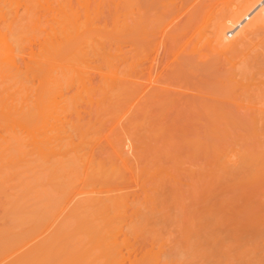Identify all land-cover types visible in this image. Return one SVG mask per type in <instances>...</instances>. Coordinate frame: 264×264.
I'll list each match as a JSON object with an SVG mask.
<instances>
[{
	"label": "bare ground",
	"instance_id": "1",
	"mask_svg": "<svg viewBox=\"0 0 264 264\" xmlns=\"http://www.w3.org/2000/svg\"><path fill=\"white\" fill-rule=\"evenodd\" d=\"M135 3L142 11L138 0H0V195L9 205L7 215L22 222L5 230L0 253L18 249L7 264H107L114 255L120 264L125 258L128 264H170L175 257L174 264H264V120L260 127L258 119H250L257 114H248L251 121L242 123L236 112L238 120L232 118V124L225 128L223 123L221 129L224 118H214L210 107L205 117L172 125L132 114L123 121L120 114L130 101L131 87L126 84L130 70L125 45L133 39ZM230 4L225 13L214 15L217 21L210 30L203 24L211 37L203 27L198 34L221 52L233 51L234 40V52L240 55L237 37L245 40L264 27V0ZM142 15L135 24L144 23ZM226 30L237 37L228 40ZM260 54L264 58V51ZM254 62L256 70L249 63L247 71L237 66L244 72L238 79L245 81L247 72L251 79L264 72V59ZM250 78L240 82L246 86ZM247 93V100L257 97ZM227 100L246 103L234 96ZM254 108L249 109L258 113ZM215 113L226 114L221 108ZM118 114L123 122H118L121 128L116 123L117 134L104 141L108 150L103 128ZM125 139L133 147L132 158L122 147ZM16 186L19 191L9 192ZM160 216L178 217L171 225L182 231L174 236L171 227L164 228L170 236L163 238L181 239L178 245L174 240L175 249L159 248L175 256L162 253L164 260L172 258L163 262L156 246H167V241L155 235L165 233H155L164 226L158 223ZM152 218L157 229L147 234ZM195 230L211 233L198 238ZM148 251L153 256L148 257Z\"/></svg>",
	"mask_w": 264,
	"mask_h": 264
},
{
	"label": "rangeland",
	"instance_id": "2",
	"mask_svg": "<svg viewBox=\"0 0 264 264\" xmlns=\"http://www.w3.org/2000/svg\"><path fill=\"white\" fill-rule=\"evenodd\" d=\"M141 1L142 0H140V1L138 0V2H140L139 3L140 7L138 9H142V11L137 10L136 6L134 7V5H137L138 3L133 4V13H134L133 16L134 17H132V19L135 20V22H136V20L138 19L137 15H142V13H144V15H142V16H144V23H142V21L139 22V20H138L137 24H135V22H132L133 20L131 21L133 23V24L131 23V26H132L131 28H133V29L135 28L134 33H133V29H132V32L130 30L131 37L133 39H128L129 41L131 40V42L128 41L127 44L125 45V49L127 48L130 51L129 52L127 50L128 51L127 54L129 56L126 55V60L128 63L125 62L129 66V70H130V76H128V78L130 80H127L129 85H128V83H126L127 86H131L130 88H128V90H130V92H129L130 95H127V97L129 96L128 99L130 101L125 106H123V109L121 111L122 114H120L121 117L125 116L124 120L121 119L120 115L118 114L119 116L116 115L117 117L114 116L115 118L112 121L110 120L112 122V124L107 125V124L111 123L109 121H108L109 123L108 122L106 123V125L104 126L105 128H103L104 131L102 134L103 135L102 136V142L104 143V141H106V139H109L110 138L109 135H112V137H113V133L117 134L115 132H117L118 129L116 128L117 130L114 129L115 131H113V126L115 128L116 123H117L116 125H118V122H120V124H121L123 121H126V119L128 118V117L126 118V116H128V115L130 116L131 114H132L131 118L134 115L133 118L144 119V120L153 121V122H163V123L167 122L170 125L171 122L173 124L174 123L176 124V122H178V121H181V123H184L188 120H191V119L193 120L196 117L197 118L200 117L199 115H201V114H202L201 117L202 116L205 117V113L210 110V107L211 108L213 107V113L214 114L212 112L209 114H213L214 118H224L223 121H221L222 124H219L220 125L219 127L221 129H223L224 127L226 128V127L230 126L233 122V120H231L232 118L233 119L236 118V121L238 119H240L239 121L242 123L243 122L246 123L245 121H251V120L252 121L255 120L254 122H256L258 119L259 122L257 121L256 124L259 123L258 125L262 126L263 124H260V123H262V121L264 120V72L260 71V73H259L260 75H258V76H261L259 78L260 80L258 79L256 82L254 81L255 79H257L255 77H258L256 73H254L255 75H254V78H252V79L248 76L249 75L248 72H247L248 75L244 74V75L248 76V78H246L247 76L242 77V79L243 78L246 79L245 81L241 80V78L240 79H238V78H239V75L242 76V74L244 73V72H242V73L239 72V70H244V69H241V67H244L247 63H249L248 65L251 64L250 67H253V70H256L255 66H254L255 64L252 65V63L256 60V59L254 60L253 57L258 56L260 58V56L261 57L263 56V54L259 55V53L260 52L263 53V51H264V44H263L264 41H262V40H264V38H263L264 37V34H263L264 29L263 28L264 27L262 29H259L257 31L258 33L254 32L257 36H259L260 35L259 33L262 32L261 36H259V37L255 36V34H253V33H252V35L250 33H248L246 37L250 36L251 37V38L249 37L250 40H249V38L245 37L246 39L245 40L242 39V41H241V39H239L235 35L237 37V40L240 41V42L236 41L239 44V45L238 44L237 45L241 46V47H239L240 49L243 48L242 49L243 51L239 50L242 52V53L240 52V55H238L239 53L234 52L235 49H238L237 46L236 47L234 46L235 41L233 39L236 37L234 35H231L234 33V31H229V30L225 31L226 36H227L226 38H228V40H230V41L233 40V47H234L233 51H231L232 48L229 50H230V53L231 52H234V53H231L230 56H229V50L225 51L226 52L225 53L223 51L221 52L219 49H218L219 51H217L215 48V50L217 51V53H216V51L212 49V46L214 45V43L212 44V42L210 43L209 41H208L209 45L206 44L207 41H206V43H204L205 36L203 39L198 34L199 29L201 32H202V30L205 29L204 25H207V27L209 28V27H211V25H213V23L215 21H217L216 17H219L220 14L218 16L215 14H218V12L221 14H222V12L225 13V11L228 10L227 7L229 6L230 3L233 4L234 2H237L238 0H235V1L234 0H144L145 3L143 1H142L143 2L142 3ZM232 1H234V2H232ZM143 4H144V6H143ZM158 9H159V11H158ZM134 11L138 12L139 14H135ZM139 11L142 13H140ZM135 16H136V18H135ZM249 16H251V14ZM208 17H209V19H208ZM155 18H158V19H155ZM244 21H245V23L247 22V20H244ZM138 24H139L140 28L137 26ZM209 24H210V26H208ZM134 25H136V26H134ZM201 27H203L202 30H201ZM208 28L205 29L207 31H203V32L206 36L211 37L212 35L207 34L210 32L209 30L211 29V28H209V30H208ZM210 34H211V32H210ZM229 34L231 36H229ZM138 35H140V36H138ZM168 35H170V36H168ZM149 36H151V37H149ZM146 37H147V39H146ZM199 37H200V39L198 40L197 38H199ZM252 37H255V38H252ZM136 38H138V39H136ZM258 39H260V40H258ZM243 40L247 41V43L245 44L243 42ZM252 42H254V43H252ZM251 43L254 45L255 49L253 48V46H251L252 45ZM242 44H244L245 46L247 45L248 50L247 49L245 50V48H244L245 46ZM248 45H250V46H248ZM256 46H258V47H256ZM260 46H261V48H260ZM257 48L259 50H257ZM255 50H257V51L255 52ZM239 51L237 50V52H239ZM247 52H249V53H247ZM235 53L237 54L235 56L237 58L236 61H238V62H236L235 61L236 58L234 56H232V54H235ZM255 54H257V55L252 56ZM249 55H251V57H248ZM222 56L225 58H223ZM239 56H241V57H239ZM243 57L248 58V59L244 58V60H247V61H245L246 62L245 64L242 62V61H244V60H242ZM259 58H258V61H255L254 63L260 62L261 60L264 59V58H262V59L261 58L259 59ZM226 59L227 60L229 59L228 62ZM230 60H232V61H230ZM242 63H243V65H241ZM262 63L264 64V62H262ZM262 63H261V65H262ZM231 65H232V67H230ZM234 65H235V67H233ZM228 66H229V68H228ZM237 66L240 69L237 68ZM250 67H249V69H250ZM225 68H227V69H225ZM232 68H235V69H233V71L236 72L235 75H233L234 72L231 73ZM245 69H246V66H245ZM262 69H264V68H262ZM262 69L260 66L259 70H262ZM127 70H128V68H127ZM237 70L239 73L237 72ZM247 70L248 69H246V71ZM230 73H231V77L235 78L234 80L229 78ZM251 73H253V72L250 71V74ZM128 75H129V72H128ZM249 78H250V84H249V82H247L248 85L246 84V86H249L251 91L246 90V89H249V87L247 88L246 86L242 85V83L245 84L244 82L248 81ZM232 81H234L235 83ZM240 81H242V83ZM231 82H232L233 86H231L232 85V84H230ZM237 84L238 85L240 84V86H238ZM231 87H233V88H231ZM239 87L241 88V90L239 89ZM230 92H231V94H230L231 97L228 95V93H230ZM243 92H246V93L250 92L249 95L255 94L254 96L253 95L250 96L251 98H253L257 95V97H255V99L253 98L255 101H252L249 103L248 101H251L253 99L247 100L248 93L244 94ZM243 94L245 95V97ZM226 95L229 96L230 98L227 97ZM233 96L237 97L238 99L239 98L244 99L242 101L246 102L248 104L241 103L238 105L237 103L239 101H235V102L233 101L234 103L229 102V100L226 101V99H231ZM209 98H210V100H209ZM223 98H226V99H223ZM233 99H235V98H233ZM235 100H237V99H235ZM256 100H257V103H256ZM125 102H127V100ZM202 103L207 105V107L205 105H203ZM254 103H256V104H254ZM232 104H234V106H237V107L234 109L233 106H231ZM250 104H253V105H250ZM241 106H242V108H241ZM253 106L257 107V108H254ZM258 107L260 110H257ZM190 108H193V109H190ZM194 108L197 110H200V111H197V110L193 111ZM219 108H221L223 110V112L226 113L224 116L215 115L216 110ZM249 108L250 109L254 108L253 111L258 112V113L252 112V110H250ZM202 109H203V111H202ZM242 110H244V111H242ZM204 111H206V112H204ZM241 111H242V113H241ZM248 111H251L252 113L251 112L248 113ZM197 112L200 114H198ZM234 112H235V114H234ZM236 112H237L238 119L235 116ZM243 113L246 115V116L244 115L245 117L243 116ZM239 114H242V115H239ZM248 114L250 116L257 114L258 116L255 115L256 119L253 117H250V119L252 118L250 120L248 118L249 117ZM207 116H206V118H207ZM212 116H211V118H212ZM240 116H243L244 119H241L243 117H240ZM119 117L123 121H121L119 119ZM116 118H118L120 121H118V119H116ZM180 118H182V119L185 118V119L182 120ZM115 119L117 120V122L115 121ZM224 120H226L227 123ZM223 123H224V125L225 124H227V125L223 127ZM250 123L253 124V122H250ZM124 124H125V122L123 123V125ZM118 126L121 128L120 125H118ZM259 126L256 127L257 130H258ZM260 127H259V129H260ZM249 128L251 129L252 127L249 126ZM262 129H263V127H262ZM104 146H105L104 148H107V143L106 144L104 143ZM122 147H123L125 153L127 154V156L132 158L133 154H134V152H132L133 147L131 146V143H130V141H128V139H125L123 141ZM107 149L109 150V147ZM262 171H264V166H263ZM262 174H264V172ZM261 177L263 178V175ZM255 184L259 185L260 183H259V181H257V183H255ZM10 187H12V186H10ZM16 187L17 188H15V189L9 188L10 189L9 192H15V190L19 191L18 189H20L19 188L20 186H16ZM6 188H8V187H5L4 191L7 192L9 189L5 190ZM1 195L4 196L3 194H1ZM2 196H1V198H2ZM1 198H0V239H2V238L5 239V236H6L5 230H7V229L9 230L10 228L14 229L15 223H17L20 226V225H22V222H20L21 223L20 224L18 221L14 220L13 218L11 219L10 216L7 215V212H5V211L8 209L6 206H9V205H8L7 201L4 199V197L2 199ZM1 201H3V202H1ZM3 206H5V207H3ZM4 213H6V214H4ZM157 218L160 221V222H158V223H160V226L164 225L163 227L161 226L162 230H161V228H159L160 226H158V228L160 230H158L156 228L158 223H154L153 220H155V218H152L151 223L149 221V225L151 227L149 225H148V227H145V228L149 229V230H146L145 233L153 234L154 233L153 230H156V229L157 230L155 233H157V231L158 232H160V231L164 232L165 227H167L166 228L167 231H169L168 229H170V227H171L169 232H172L171 230L174 231L175 228H174V226L172 227L173 223L171 225V221L174 220L175 218L179 219L176 216H175V218L172 217V220L170 219L169 216H160ZM176 221H177V223H176ZM176 221H173V222H174V225L176 223L175 226L178 227V225H177L178 220H176ZM196 221H195V223H196ZM198 221L201 223L200 226L202 225V222L204 224V221L201 222L200 219H198ZM198 221H197L196 225L198 224ZM17 224L15 226L16 228H17ZM205 227H208V226L205 225ZM212 227H209V228L211 230H214L215 228L214 227L212 228ZM177 229H178V231H174L173 233H170V235L175 233L174 234V236H175V235H177V232L178 233L182 232L180 230V228H177ZM200 229H202V230L205 229V231H206L208 228L203 229V226H202V227H200ZM150 230H152V232H150ZM202 230H199V232H198V230H195L196 235L198 234L197 235L198 238L200 236L199 234L204 233V235H206L205 237H207V235H208L207 233L210 232V230H209V232H205V231L200 232ZM15 231L17 232V229L14 230V232ZM169 232L167 234H169ZM159 234L158 233L155 234L156 237L160 238V239H166L167 242L165 244H167V246H161V247L156 246L157 249H159V248L163 249V247H167L169 250L170 246L173 249L177 248V247H172V245L173 246L178 245L177 241H180L181 238H179V237L176 238V237L172 236V238L173 237L175 238V239L174 238L173 239L177 243L176 245H174L175 244L174 240L172 241V239L167 238L170 235L167 236L166 231L163 234V236L160 235L162 237L157 236ZM164 235L167 237L163 238V237H165ZM145 236H146V234H145ZM151 236H149V237H151ZM178 236L181 237V235H179V234H178ZM201 236L203 237L202 234H201ZM201 236H200V238H201ZM169 241L171 242L170 244H169ZM172 242H174V243L172 244ZM154 248H155V246H154ZM155 249H151V253L153 255H154V253H156V256H158V254L160 255V253H158V252H161L162 258L160 256H159L160 259L158 258L161 262L165 261L166 259H167L166 261H168L171 257L173 258V256H174L173 254H171L172 253L171 250L169 253L166 251L167 249H165V252L168 253V254H165V252H163V250H161V249L157 250L158 252L152 251ZM17 251H18V249H16V250L15 249H13V250L9 249L8 252H6L5 254L3 252H1L0 253V264H7L6 261L13 258L15 256V254L17 253ZM121 251H123L122 252L123 254H126L124 251V248H121ZM132 252L134 254L138 255V253H136V251L135 252L131 251L130 252L131 255H132ZM149 252L150 251H148V253ZM151 253H149L150 255L148 254L149 255L148 257L153 256V255H151ZM162 253H164L165 255H169V256L172 255V256L171 257L165 256V260H164L163 259L164 256ZM2 255H3V257H2ZM126 255H124V256H126ZM175 255H177L176 250H175ZM115 257H116V255L113 256V258H112L113 261H110L112 259L109 260L106 257L107 259H106L105 263L108 262L107 260H109V262H110V263L108 262L109 264H114V263H112L115 261L114 259H116L115 263H119V261L117 262V260L121 259V258H115ZM117 257H119V255H117ZM172 260L173 261H169V262H171L170 264H174V261L175 260L177 261V258L175 257V260H174V258ZM176 261H175V263H176ZM123 262H125V263L127 262L126 258L123 260ZM125 263H123V264H125ZM127 264H128V262H127Z\"/></svg>",
	"mask_w": 264,
	"mask_h": 264
}]
</instances>
